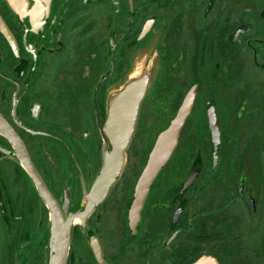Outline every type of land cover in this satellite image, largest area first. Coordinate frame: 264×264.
I'll return each mask as SVG.
<instances>
[{
	"label": "flooded vegetation",
	"instance_id": "flooded-vegetation-1",
	"mask_svg": "<svg viewBox=\"0 0 264 264\" xmlns=\"http://www.w3.org/2000/svg\"><path fill=\"white\" fill-rule=\"evenodd\" d=\"M141 57L156 73L126 167L73 226L67 264H264V0H0V264H49L50 210L24 160L75 209L103 167L109 94Z\"/></svg>",
	"mask_w": 264,
	"mask_h": 264
},
{
	"label": "water",
	"instance_id": "water-1",
	"mask_svg": "<svg viewBox=\"0 0 264 264\" xmlns=\"http://www.w3.org/2000/svg\"><path fill=\"white\" fill-rule=\"evenodd\" d=\"M154 59H137L136 67L129 77L109 94L107 120L103 129V167L92 184L84 185L83 197L75 209H71L67 196L58 201L49 191L39 173L24 160L25 167L34 178L40 194L50 210V259L49 264H67L72 229L84 220L109 194L122 175L128 159V148L136 132L141 107L149 97L156 73ZM194 98L189 95L168 129L163 131L150 154L135 193L131 208V221L141 218L145 198L155 177L170 159L177 147L181 129L189 115ZM92 242L94 241L91 238ZM197 264H210L203 259Z\"/></svg>",
	"mask_w": 264,
	"mask_h": 264
}]
</instances>
